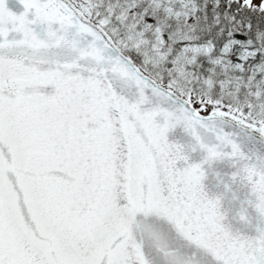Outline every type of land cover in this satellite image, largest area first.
Wrapping results in <instances>:
<instances>
[{
  "label": "snow or ice",
  "instance_id": "6c2138e0",
  "mask_svg": "<svg viewBox=\"0 0 264 264\" xmlns=\"http://www.w3.org/2000/svg\"><path fill=\"white\" fill-rule=\"evenodd\" d=\"M222 7L0 0V264H264V0Z\"/></svg>",
  "mask_w": 264,
  "mask_h": 264
},
{
  "label": "trees",
  "instance_id": "16d2710c",
  "mask_svg": "<svg viewBox=\"0 0 264 264\" xmlns=\"http://www.w3.org/2000/svg\"><path fill=\"white\" fill-rule=\"evenodd\" d=\"M227 3H228V0H221V4L224 6V7H222L221 12H226L227 11V7H226ZM237 9H238V6L237 5H233L232 12L235 13L237 11ZM209 15H211V9H209ZM239 18H243L244 20H249L250 19L252 21L254 27L256 25H258L259 22H260L259 14L258 13L254 14L251 11H248L247 13H241V16ZM236 38L237 39H243L242 36H237Z\"/></svg>",
  "mask_w": 264,
  "mask_h": 264
},
{
  "label": "bare ground",
  "instance_id": "6f19581e",
  "mask_svg": "<svg viewBox=\"0 0 264 264\" xmlns=\"http://www.w3.org/2000/svg\"><path fill=\"white\" fill-rule=\"evenodd\" d=\"M258 2H260V0H254V4H257Z\"/></svg>",
  "mask_w": 264,
  "mask_h": 264
},
{
  "label": "rangeland",
  "instance_id": "374dc122",
  "mask_svg": "<svg viewBox=\"0 0 264 264\" xmlns=\"http://www.w3.org/2000/svg\"><path fill=\"white\" fill-rule=\"evenodd\" d=\"M260 4V2H258L257 4H254V6H258Z\"/></svg>",
  "mask_w": 264,
  "mask_h": 264
}]
</instances>
